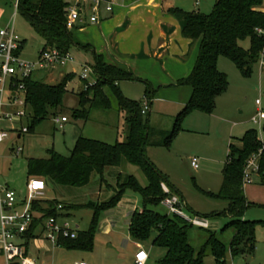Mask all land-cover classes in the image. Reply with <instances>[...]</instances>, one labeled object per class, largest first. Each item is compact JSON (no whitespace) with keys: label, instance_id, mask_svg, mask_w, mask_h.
<instances>
[{"label":"rangeland","instance_id":"rangeland-1","mask_svg":"<svg viewBox=\"0 0 264 264\" xmlns=\"http://www.w3.org/2000/svg\"><path fill=\"white\" fill-rule=\"evenodd\" d=\"M15 2V0H0V28L14 25L15 32L24 42L20 56L28 61H36L45 42L16 9ZM200 2L198 5L196 0H176V5L185 10L210 13L216 0H200ZM165 14L168 15L167 11H160L157 16L161 18ZM112 24L114 22L108 20L97 26L77 23L71 31L78 42L88 44L97 53L103 52L108 56L107 35L113 28ZM192 41L191 50L183 59L167 56L161 60L152 56L141 59L138 69L141 81L120 82L123 94L132 99H144V80L150 81L158 89L151 112L146 113V117L150 118L151 126L157 129L171 130L177 114L191 98L193 92L191 86L177 85V81L191 73L197 60L201 38ZM241 44L249 48L250 40L246 39ZM69 52L73 59L67 63L55 68L36 70L33 73V79L50 84L59 83L64 75L75 73L74 78L67 83L62 104L52 109L44 120L21 138L12 136L3 148L6 157L0 160V181L15 187L23 194L30 179L28 175L30 158H48L50 149L69 156L79 136L109 144L123 141L127 136V113L118 110L117 99L108 89L106 91L110 95L112 109L95 108L86 121L73 116V110L79 108L81 104L80 91L85 88L80 75L88 73V81L95 80L91 68L94 54L92 50L76 45L72 46ZM107 58L110 59L109 56ZM218 61L219 70L227 75L229 85L225 94L217 99L214 111L205 113L196 110L189 113L182 122V129L169 147L158 146L149 150L152 161L170 175V179L184 193L189 204L202 214L220 212L228 206L226 200L209 198L198 187L214 193L220 191L223 182L222 170L230 153V143L239 144V138L251 128L258 131L264 142V111L261 123H256L254 120L258 109L264 110V63L258 61L252 67V72L244 75L229 58L221 56ZM259 98L262 100L261 106L256 103ZM54 116H66L68 120L60 126L54 122ZM31 124L30 120H24V125L30 127ZM18 146L23 147L20 154L14 151ZM194 157L199 161V169L191 165V159ZM115 169L122 170L125 176L133 174L142 185L148 184V179L140 167L123 160L119 166L106 167L103 177L94 172L90 182L84 186L62 185L49 181L47 197H56L66 204L80 205L79 208L69 211L68 218L74 226H79V230H87L93 216V209L87 205L107 201L113 196L118 180ZM257 175H253L252 182L244 184L245 195L250 202L244 218L260 221L255 226L256 241L253 252L234 257L231 255L229 245L236 230L233 227L226 228L231 218L220 214L206 218L208 220L206 227L196 224L190 227L189 242L196 253L207 241L209 234L214 233L227 247L225 264H264V181ZM127 192L141 198L137 192L129 189ZM126 204L128 201L124 200L123 204L115 206L117 208L115 212L103 211L100 214L92 250L55 247L40 235L31 242L29 256L36 259V264H78L81 261L85 264H132L131 254L135 248L130 242L129 245L126 242L129 239V228L125 217ZM149 207L163 214L173 215L163 202ZM185 213L190 217L195 216L188 209H185ZM156 234L157 231L152 232L150 239L144 241V248L147 251ZM15 242L22 243L23 240L15 238ZM164 250L166 249L163 247L156 248V252ZM204 262L216 264L210 253L205 256Z\"/></svg>","mask_w":264,"mask_h":264},{"label":"trees","instance_id":"trees-1","mask_svg":"<svg viewBox=\"0 0 264 264\" xmlns=\"http://www.w3.org/2000/svg\"><path fill=\"white\" fill-rule=\"evenodd\" d=\"M68 5L69 0H18L17 10L43 38V49L56 47L62 52H69L72 46L76 45L93 51L94 63L91 68L95 83L80 91L81 104L73 110V116L86 121L95 108L112 109L110 95L106 91L108 89L117 99L118 110L127 113V136L125 140L113 144L79 136L69 156L50 149L48 158H30L28 175L42 176L46 182L84 186L90 182L94 172L103 177L106 167L119 166L126 160L141 168L148 184L142 185L133 174H118L117 188L114 189L113 196L107 201L87 205L93 209L89 228L78 230L76 238H65L60 245L67 249L92 250L100 214L114 208L129 189L139 193L143 199L142 210H136L131 215L130 235L135 240L144 242L150 239L152 232L157 231L152 242L166 249L159 264H205L204 259L208 253L214 257L216 264H225L227 247L214 233L209 234L207 241L196 253L188 237L193 223L180 215L163 214L149 207L158 205L170 197L163 184L169 186L173 193L181 192L171 182L169 175L149 158L148 147H169L182 129V122L189 113L196 110L205 113L214 111L217 98L227 91L229 85L227 75L218 68L219 57L229 58L244 75L252 72V67L264 54L263 0H216L210 13L185 10L181 7L168 9L170 14L180 20L181 34L184 37L192 40L201 38L199 54L191 73L177 81V85H190L193 92L190 100L177 114L171 130L152 128L149 116L146 117V113L142 112L144 99H147L151 106L158 91L150 81L144 80L143 100L125 96L120 82L141 79L128 67L108 63L102 53H97L90 45L75 39L71 29L66 26ZM246 39L250 40L249 48L241 44ZM74 74L64 75L56 84L33 78L26 81L27 102L32 114L29 132L44 120L52 109L62 104L67 83L74 78ZM82 80L84 84L87 83ZM154 135H158L160 139L153 141ZM238 141L239 144L230 143V153L222 170L223 182L220 191L214 193L198 187L209 198L226 200L227 208L220 212L202 214L186 206L195 216L202 218L220 214L230 216L226 228L233 227L236 230L229 245L233 257L253 252L255 248V226L260 221L244 218L250 206L244 191V169L247 161L253 156H257L259 175L264 181V142L258 131L248 129ZM58 202L57 199H49L44 202L46 208L39 204L38 208L45 215H57ZM77 207L80 205L67 204L66 214L69 215V211Z\"/></svg>","mask_w":264,"mask_h":264},{"label":"built area","instance_id":"built-area-1","mask_svg":"<svg viewBox=\"0 0 264 264\" xmlns=\"http://www.w3.org/2000/svg\"><path fill=\"white\" fill-rule=\"evenodd\" d=\"M15 1L17 9L18 0ZM117 1L119 0H69L67 28L72 29L77 23H98L102 4L106 3L108 8H112ZM196 4H199V0H196ZM22 48L23 40L15 32L14 25L0 28V160L6 156L3 148L12 136L21 138L29 132V127L24 125V120L29 121L32 116L27 102L26 81L33 78L36 70L55 68L73 59L70 52H62L53 47L42 49L38 60L28 61L20 56ZM260 61L264 63V56ZM80 76L87 80L85 88L95 83V80L88 81V73ZM256 103L261 106V98ZM149 110L150 104L144 99L142 112L145 114ZM263 111L262 108L258 109L254 119L256 123H261ZM53 120L62 126L68 119L66 116H54ZM14 151L20 154L23 147L18 146ZM192 165L199 167L196 158L192 159ZM254 174H259L257 156L251 157L246 163L244 184L252 182ZM46 197L47 183L42 176L30 177L26 193L21 198L14 188L0 181V264H36L29 256V246L40 235L55 247L61 246L65 238L77 237L79 226H74L69 220L65 203H57V215H45L38 208V204L47 207L44 203ZM163 203L171 213L180 215L193 224L203 227L208 225V221L202 217L188 216L185 213V203L177 196H170ZM15 238H20L23 242L17 243ZM147 259L148 252L140 248L135 254L134 264H146Z\"/></svg>","mask_w":264,"mask_h":264},{"label":"crops","instance_id":"crops-1","mask_svg":"<svg viewBox=\"0 0 264 264\" xmlns=\"http://www.w3.org/2000/svg\"><path fill=\"white\" fill-rule=\"evenodd\" d=\"M166 1H170V2H166ZM200 3L201 2L199 0V4ZM176 4H177L176 0H119L114 5H112V8H108L107 4L103 3L100 10L99 22L96 24H87V25L97 26V25H101L104 22H107V20L110 22H114V24H112L113 28H111L109 32L110 34L107 35L109 37V50L107 51L110 59L108 60L107 58L108 56H106L102 52L104 58L108 63L120 64L128 67L140 79H142L138 70L140 69L139 65L141 64L140 63L141 59L144 60V58L150 56L156 57L157 59L160 60L164 56L174 59H183L185 56L189 54L191 50V46L193 42L192 39L186 38L181 34L180 20H178L176 16L168 12V9L170 7H181ZM262 9L264 10L263 5H262ZM160 11L163 12L167 11L168 15L165 14V16H161V18H159V16L157 15L159 14ZM134 46H135V50H133ZM218 68H219V61H218ZM223 94H225V92ZM143 97H144V91H143ZM153 102L150 106V110L148 111L149 113L151 112ZM152 128L156 130H164V129H157L153 126ZM159 139L160 137L158 135H154L152 137L153 141H158ZM154 147H158V146L152 145L148 147V156L150 155L149 150ZM149 158L151 159L152 157L149 156ZM192 159H191V165H192ZM192 167L194 166L192 165ZM199 168H200V164L199 167L195 169H199ZM114 171L117 174V178H118V174L124 175L123 171L120 169H115ZM162 171L166 173L164 170ZM257 176H259L263 181L262 176H260L259 174ZM171 182L176 186V184L172 180ZM46 183L48 186V182ZM163 188L166 192L170 194V196H178L180 200L185 203L186 206H190L192 209H194L189 204L184 193L178 187L177 188L180 190L181 194L171 192L169 186H167L166 184H163ZM14 189L18 192L20 198L23 197L26 193L25 191V193L23 194L22 192L18 191L15 187ZM46 198H47L46 200L57 199L56 197L55 198L46 197ZM57 200L59 202H63L59 199ZM124 200L128 201V204H126L125 206L126 208L125 217L127 218V225L129 228L132 213L136 210H140V211L142 210L143 199L142 197L140 198L139 196L134 195L132 193H128L126 191L122 199L118 203V206L123 204ZM63 203L66 204V202ZM185 208L187 209V207ZM116 209L117 208L114 207L112 209L106 210V212H115ZM194 211L197 210L194 209ZM126 242L128 245L130 242L135 248V251L133 250L134 252L131 254L132 264H134L136 252L140 248L145 249L144 242H140L132 238L130 232H129V239H127ZM156 248H160V247L154 245L152 242L150 249L148 251L145 249L148 252V259L146 264H159V260L165 255L166 250L162 252H156ZM152 255H154V258H152ZM34 260L36 261V259Z\"/></svg>","mask_w":264,"mask_h":264}]
</instances>
